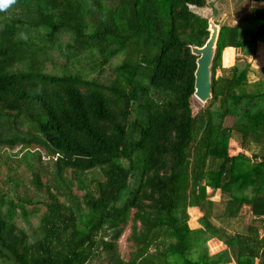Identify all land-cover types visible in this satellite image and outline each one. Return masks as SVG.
<instances>
[{"label":"trees","instance_id":"16d2710c","mask_svg":"<svg viewBox=\"0 0 264 264\" xmlns=\"http://www.w3.org/2000/svg\"><path fill=\"white\" fill-rule=\"evenodd\" d=\"M206 7L16 0L0 11V147L21 145L18 163L31 174L27 185L10 168L0 187V264H264V79L249 82L246 61L220 67L223 52L231 64L225 49L253 56L264 45V7L248 11L254 30L220 26L212 96L195 112L191 47L204 46L209 32L193 10ZM30 29H44L58 52L35 44L39 35L26 39ZM64 31L63 45L56 38ZM40 53L52 70L58 58L65 64L46 73ZM85 53L94 57L87 72ZM119 56L111 79H101ZM230 140L240 150L234 155ZM30 187L48 201L19 195ZM244 206L251 224L228 232ZM191 210L199 212L194 229ZM30 214L37 225L24 229L20 220L33 226ZM128 226L125 257L119 240ZM213 239L228 247L225 260L208 255Z\"/></svg>","mask_w":264,"mask_h":264},{"label":"rangeland","instance_id":"374dc122","mask_svg":"<svg viewBox=\"0 0 264 264\" xmlns=\"http://www.w3.org/2000/svg\"><path fill=\"white\" fill-rule=\"evenodd\" d=\"M206 1H207V7L206 8L201 9V10L194 9L193 11L195 13H197L198 15L201 14V16L207 18V20L209 18H213L214 23L217 24V26H223V25L237 26L242 30H250V31L254 30L256 28V24L249 23V22L245 21V18L248 16V11L252 7L264 6L263 3L247 2V0H206ZM13 15H15L14 18H18V14L14 13ZM8 16L10 17L9 14H8ZM28 32L29 33H27L25 35L26 39L30 40L32 36L36 37L39 35L40 39H33L35 44H37L39 46H43L44 44H46V46L48 47L47 49H49L51 51V53H54V49H56V51H57V49H58V47H56L57 45L50 47L49 42H47L45 40V38H44L45 30L44 29L38 30V33H39L38 35L34 32V29H30V31H28ZM88 32H90V30ZM56 39H57L58 43L63 41V45H64L65 43L70 41V36H69V34L67 35L66 32L64 31V32H62V36L60 38L57 37ZM51 57H52V55H51ZM224 57H225V53L222 54V58H221V62H220V67L222 66V68H223V65L226 66V64L223 63ZM38 58L42 59L41 62H43V67L41 69H43L44 72L50 73V74L53 73V71H57V70L59 71L60 67L63 66V64H65V60H63L62 58H58L57 62H59V64L55 67L56 68L55 70H52V68H51L52 65L50 64V62L47 61V59L42 55V53H40ZM92 58H94V57H93V54H91V53H85L81 56L80 66H82L84 68L85 72L88 71V69H87L88 65H86V61L89 62V61H91ZM98 58H100V57H98ZM233 58H234V53H232L231 64H232ZM235 59H237V60H235L234 63H236V61H239L240 66H243L245 61L249 63L250 69H251V72L248 75L249 82H255L259 79H264V71L261 70L264 68V45L263 44L257 45L256 54L253 56H251L250 54L245 55L244 52L237 50ZM121 60H122V56H119L117 60H115V61L113 60L107 66H105L103 69L105 72H104V75L102 76L101 79L110 80L111 77L113 76L114 67L116 65H118L121 62ZM89 64L91 65V63H89ZM70 66L79 67V65H77L76 63H73ZM228 66H230V65H228ZM80 70H82L81 67H80ZM89 74L92 75V72H90ZM218 75H220V71H218ZM205 106H206V103L205 104L201 103L195 99V101H194L195 112L199 111V109L205 108ZM232 122H233L232 119L228 118L224 121V126L229 127V126H231ZM229 147H230V155H234L240 151L239 147L237 146L236 141L230 140L229 141ZM37 148H39V147H37ZM21 149H22L21 145H16L13 150L0 147V187H5L6 185H4V181H8V178L13 175V172L10 170V168L16 169L17 175L19 177L22 176V178H20V179H22V182L24 184H27V185L29 184L31 174L24 168L23 165H20L18 163V161H19L18 159L22 155V153L19 152ZM29 150L31 152H34L36 150V147L31 146V147H29ZM40 151L42 154L44 153L42 149H40ZM246 154L248 156H250L249 153H246ZM42 175H43V181H45L46 179H51L50 174L43 173ZM7 185L11 186L12 184L8 183ZM76 193L79 194V192H76ZM19 195L22 197L29 196V198H31V200H33V201H44V202L48 201V199L46 198L47 196L45 194H38V192H36L35 189H33V187H30L28 189V191H24V192H23V189H20ZM218 197H219V194L217 192V193H215L213 199L218 200ZM26 207L28 210H31L33 208L32 205H26ZM40 209L42 212L45 208L43 206H41ZM30 215L31 216L27 219L30 223L33 224V226L24 224L25 223L24 220H20V223H21L20 225L24 229H29V228L34 229L37 225L38 217L34 216L36 214H30ZM198 217H199V213L197 210H191L190 211V218H191L190 219V225H191L190 227H192L193 229L195 227V222L197 221ZM251 219H252V216H251V212H250L249 208L244 206L240 212L239 224H237V223L230 224L229 223L227 225L228 228L227 227H225V228L230 233H233L236 231L239 232L242 230L243 227H246L249 224H251ZM129 231H130V228L128 226L127 229L125 230V232L123 233V236L119 240L121 252L124 254L125 257L128 256V253L130 251V249L128 247L129 243L126 241V237L128 236ZM207 251H208L207 252L208 255H212V256L221 255L222 261L230 256L229 251H228V247L225 246V244H223L222 242L217 241L215 239H213L209 243H207Z\"/></svg>","mask_w":264,"mask_h":264},{"label":"water","instance_id":"95a60500","mask_svg":"<svg viewBox=\"0 0 264 264\" xmlns=\"http://www.w3.org/2000/svg\"><path fill=\"white\" fill-rule=\"evenodd\" d=\"M207 31L209 32V37L204 46L191 47V54L196 57L193 97L204 104L210 100L212 96V66L220 32V26L214 23L213 18L208 19Z\"/></svg>","mask_w":264,"mask_h":264},{"label":"clouds","instance_id":"9594fccd","mask_svg":"<svg viewBox=\"0 0 264 264\" xmlns=\"http://www.w3.org/2000/svg\"><path fill=\"white\" fill-rule=\"evenodd\" d=\"M15 3L16 0H0V11H6Z\"/></svg>","mask_w":264,"mask_h":264},{"label":"crops","instance_id":"0c3cea01","mask_svg":"<svg viewBox=\"0 0 264 264\" xmlns=\"http://www.w3.org/2000/svg\"><path fill=\"white\" fill-rule=\"evenodd\" d=\"M255 3H257V2H255ZM260 3V2H259ZM261 7H264V6H261ZM225 50H231V52L232 53H234V58H233V61H232V64H230V66L232 65L233 66V64H235L234 63V61H235V57H236V52H237V50L236 49H234V48H227V49H225ZM224 50V51H225ZM224 53V52H223ZM224 63V62H223ZM230 66H224L223 65V68H228V67H230ZM199 213V212H198ZM199 218V217H198ZM190 223V222H189ZM195 225H196V222H195ZM191 226V225H190ZM192 228V227H191ZM195 228V227H194ZM215 240H217V239H215Z\"/></svg>","mask_w":264,"mask_h":264}]
</instances>
